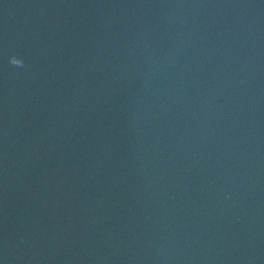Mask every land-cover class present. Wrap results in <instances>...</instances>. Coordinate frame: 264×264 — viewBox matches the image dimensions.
Segmentation results:
<instances>
[{"label":"water","instance_id":"95a60500","mask_svg":"<svg viewBox=\"0 0 264 264\" xmlns=\"http://www.w3.org/2000/svg\"><path fill=\"white\" fill-rule=\"evenodd\" d=\"M0 264H264V0H0Z\"/></svg>","mask_w":264,"mask_h":264},{"label":"clouds","instance_id":"9594fccd","mask_svg":"<svg viewBox=\"0 0 264 264\" xmlns=\"http://www.w3.org/2000/svg\"><path fill=\"white\" fill-rule=\"evenodd\" d=\"M10 63L16 66H23V60L20 58H17L16 56H13L10 60Z\"/></svg>","mask_w":264,"mask_h":264}]
</instances>
